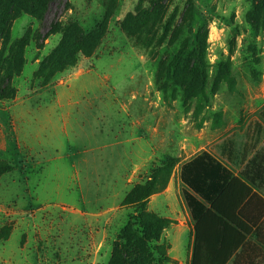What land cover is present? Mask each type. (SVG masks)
<instances>
[{
    "label": "rangeland",
    "instance_id": "1",
    "mask_svg": "<svg viewBox=\"0 0 264 264\" xmlns=\"http://www.w3.org/2000/svg\"><path fill=\"white\" fill-rule=\"evenodd\" d=\"M109 1L60 0L43 21L22 15L12 23V40L30 31L31 41L12 80L17 96L0 100V158L14 166L0 177V264H109L135 211L125 198L151 179L153 188H174L159 251L185 257L187 231L172 233L187 219L181 164L217 155L211 145L231 132L241 141L264 110L256 0H166L151 34L135 37L119 21L142 0H119L93 56L78 54L48 83L35 79L61 39L52 24L78 19L89 31ZM155 245L152 264H160Z\"/></svg>",
    "mask_w": 264,
    "mask_h": 264
},
{
    "label": "trees",
    "instance_id": "2",
    "mask_svg": "<svg viewBox=\"0 0 264 264\" xmlns=\"http://www.w3.org/2000/svg\"><path fill=\"white\" fill-rule=\"evenodd\" d=\"M60 0H0V100H13L18 90L12 80L25 66V50L30 45V31L11 39L14 20L22 15L43 21L50 6ZM142 0L134 13L119 21L122 31L131 37L154 30L163 18L166 0ZM119 0H110L96 26L86 31L78 19L66 23L55 21L50 33L61 34L59 44L41 61L35 79L48 83L57 73L77 62L78 54L91 57L109 33ZM264 10V0H256L253 14ZM264 110L251 119L241 141L231 132L221 141L181 164L179 180L186 207L195 223V237L191 264H226L232 253L249 233L241 209L253 194V188L264 189ZM1 138V137H0ZM236 169V173L232 169ZM14 170L7 160L0 158V177ZM151 181L134 186L125 198V205L134 206V214L114 242L109 264H152L153 251L159 253V263L173 262L163 257L157 243L162 232L173 223L147 210L150 197L164 186L152 187ZM205 232H209L206 235Z\"/></svg>",
    "mask_w": 264,
    "mask_h": 264
},
{
    "label": "crops",
    "instance_id": "3",
    "mask_svg": "<svg viewBox=\"0 0 264 264\" xmlns=\"http://www.w3.org/2000/svg\"><path fill=\"white\" fill-rule=\"evenodd\" d=\"M179 185L183 190L180 180ZM173 193L174 188L169 186L166 190L152 195L148 201V209L161 217L172 219L169 201ZM182 205L187 211V219L185 220V224L178 222L176 227L174 225L172 233L176 234L187 231L189 243L186 256L183 258L171 257L170 253L169 256L176 264H191L195 237V223L190 216L184 199H182ZM240 213H242V217L244 218L243 226L249 230V233L245 235L244 241L232 253L226 264H264V189L253 188V194L249 197L244 206H242ZM205 234L209 235L210 233L205 232ZM171 250L172 245L170 247V251Z\"/></svg>",
    "mask_w": 264,
    "mask_h": 264
}]
</instances>
